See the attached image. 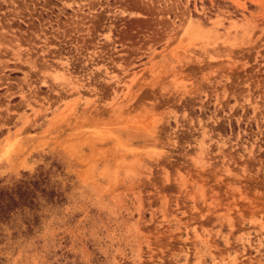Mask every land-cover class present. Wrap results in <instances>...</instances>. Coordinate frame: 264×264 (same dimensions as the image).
Listing matches in <instances>:
<instances>
[{
  "label": "rangeland",
  "instance_id": "1",
  "mask_svg": "<svg viewBox=\"0 0 264 264\" xmlns=\"http://www.w3.org/2000/svg\"><path fill=\"white\" fill-rule=\"evenodd\" d=\"M53 157L0 264H264V0H0V178Z\"/></svg>",
  "mask_w": 264,
  "mask_h": 264
},
{
  "label": "trees",
  "instance_id": "2",
  "mask_svg": "<svg viewBox=\"0 0 264 264\" xmlns=\"http://www.w3.org/2000/svg\"><path fill=\"white\" fill-rule=\"evenodd\" d=\"M61 169L59 158L53 157L48 167L40 165L31 173L24 171L8 182L5 177L0 178V243L7 235L6 227L12 229L14 236L29 234L39 223L41 208L65 201V189L54 178ZM16 215L20 216L19 223L15 222Z\"/></svg>",
  "mask_w": 264,
  "mask_h": 264
}]
</instances>
